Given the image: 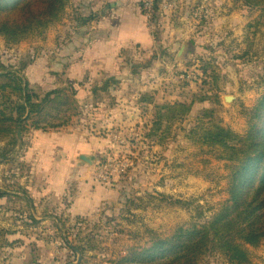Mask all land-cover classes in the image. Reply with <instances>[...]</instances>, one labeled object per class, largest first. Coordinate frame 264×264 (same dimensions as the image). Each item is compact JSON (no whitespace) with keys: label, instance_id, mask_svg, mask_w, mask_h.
<instances>
[{"label":"rangeland","instance_id":"rangeland-1","mask_svg":"<svg viewBox=\"0 0 264 264\" xmlns=\"http://www.w3.org/2000/svg\"><path fill=\"white\" fill-rule=\"evenodd\" d=\"M2 1L0 75L17 73L40 97H76L67 127L36 131L54 154L31 145L35 132L0 137V264H157L180 229L206 224L228 199L227 163L201 129L244 135L264 96V11L242 0H155L148 20L139 0L154 48L126 46L105 71L58 61L77 28L70 0ZM38 11L51 21L30 25ZM76 11L82 26L99 19ZM5 31L24 37L9 43ZM211 251L195 264H264V241L245 256Z\"/></svg>","mask_w":264,"mask_h":264},{"label":"trees","instance_id":"trees-1","mask_svg":"<svg viewBox=\"0 0 264 264\" xmlns=\"http://www.w3.org/2000/svg\"><path fill=\"white\" fill-rule=\"evenodd\" d=\"M65 1L44 0V4L55 2L61 6ZM242 1L245 6L264 11V0ZM42 13L44 15L40 16L38 11L30 20V25L41 27L43 18L51 21L49 13ZM7 26V22H1L0 31ZM1 33L9 43L18 42L24 37L17 31ZM111 83L115 84L116 80L110 78L99 88L98 85L95 87L105 93ZM96 88L91 91L93 96L97 93ZM70 90V93L52 90L40 97L29 90L27 82L17 73L1 74L0 137H17L19 130L24 141L25 136L32 132L47 133L67 127L76 97L75 92ZM153 130L157 133L159 124L154 123ZM201 130L204 144L207 147L218 146L221 149L219 160L227 163L228 199L206 224L180 229L174 237L175 243L162 246H168L169 254L157 260V264H164V259L167 264H195L198 257L205 256L210 250L213 254L225 256L242 250L245 256L244 247L256 248L264 241V96L247 114V128L243 136L213 125ZM13 140L16 142V139ZM23 141L20 143L23 144ZM3 196L0 193V198ZM179 203L174 202L175 205Z\"/></svg>","mask_w":264,"mask_h":264},{"label":"crops","instance_id":"crops-1","mask_svg":"<svg viewBox=\"0 0 264 264\" xmlns=\"http://www.w3.org/2000/svg\"><path fill=\"white\" fill-rule=\"evenodd\" d=\"M70 4V11L75 10L73 16L77 19V28L71 33L70 39L64 41L66 45L59 46L60 63L106 64L102 69L108 71L120 62L119 53L126 46L136 45L139 51L142 50L146 54L153 50L154 40L141 14L139 0H70ZM76 8L82 18L92 13L99 19L82 26L79 24L80 18L76 14ZM32 139L31 145L35 149L45 148L47 153L54 154V145L44 144L40 132H35ZM58 147L60 151V146ZM50 175L66 177V174ZM45 194L46 196L41 195L40 199L47 203L54 192L48 190Z\"/></svg>","mask_w":264,"mask_h":264},{"label":"built area","instance_id":"built-area-1","mask_svg":"<svg viewBox=\"0 0 264 264\" xmlns=\"http://www.w3.org/2000/svg\"><path fill=\"white\" fill-rule=\"evenodd\" d=\"M140 4L144 16L150 20L154 13L155 0H140Z\"/></svg>","mask_w":264,"mask_h":264},{"label":"water","instance_id":"water-1","mask_svg":"<svg viewBox=\"0 0 264 264\" xmlns=\"http://www.w3.org/2000/svg\"><path fill=\"white\" fill-rule=\"evenodd\" d=\"M18 138H19V140H20V133L18 132Z\"/></svg>","mask_w":264,"mask_h":264}]
</instances>
